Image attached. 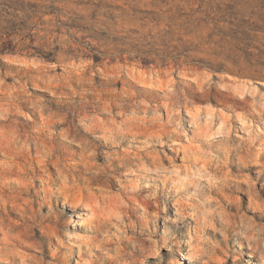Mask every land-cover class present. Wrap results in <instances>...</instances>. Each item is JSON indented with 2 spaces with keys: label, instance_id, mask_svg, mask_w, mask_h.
Listing matches in <instances>:
<instances>
[{
  "label": "clouds",
  "instance_id": "9594fccd",
  "mask_svg": "<svg viewBox=\"0 0 264 264\" xmlns=\"http://www.w3.org/2000/svg\"><path fill=\"white\" fill-rule=\"evenodd\" d=\"M0 264H264V0H0Z\"/></svg>",
  "mask_w": 264,
  "mask_h": 264
}]
</instances>
